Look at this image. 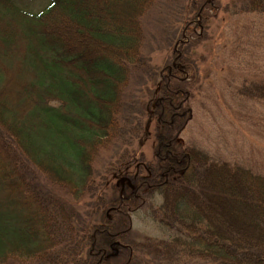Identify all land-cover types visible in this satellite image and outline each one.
<instances>
[{
    "label": "trees",
    "instance_id": "trees-1",
    "mask_svg": "<svg viewBox=\"0 0 264 264\" xmlns=\"http://www.w3.org/2000/svg\"><path fill=\"white\" fill-rule=\"evenodd\" d=\"M156 1L46 0L31 11L0 0V264H264V173L178 142L191 118L183 43L153 100H128L131 73L155 69L141 19ZM205 5L189 3L188 34ZM241 7L264 13V0ZM237 92L264 99V82ZM144 115L155 149L137 162ZM109 147L117 158L96 177ZM122 176L131 186L121 190ZM155 196L148 211L163 239L130 227Z\"/></svg>",
    "mask_w": 264,
    "mask_h": 264
},
{
    "label": "rangeland",
    "instance_id": "rangeland-1",
    "mask_svg": "<svg viewBox=\"0 0 264 264\" xmlns=\"http://www.w3.org/2000/svg\"><path fill=\"white\" fill-rule=\"evenodd\" d=\"M245 1L207 0L209 6L202 9L196 25L194 22L190 24L194 28L190 34L186 23L191 0L154 2L141 20L144 36L142 55L155 69L146 65L135 69L128 81L127 97L133 102L131 95L137 96L145 108V104L154 98L162 76L160 71L171 62L172 50L177 51V46L183 43L186 49L183 58L188 60L190 67L187 70L190 80L186 83L189 89L186 105L191 118L178 133V142L193 145L211 158L224 159L263 174L264 99L242 96L237 89L242 83L252 80L264 82V13L245 12L241 7ZM17 2L25 9L37 11L46 0ZM147 118V115L141 117L143 129L140 138L144 143L134 153L133 158L137 162L150 160L155 149L154 122L146 127L145 133ZM116 156L113 147L102 150L93 163L96 177L105 172L108 162L115 160ZM38 179L47 186L46 180ZM125 186L126 182L117 185L120 189ZM86 199L76 202V208L82 215L88 209L87 202H90L88 195ZM160 200L155 196L129 214L132 230L157 239L169 236L164 227L151 219L148 211L149 204L158 205Z\"/></svg>",
    "mask_w": 264,
    "mask_h": 264
},
{
    "label": "water",
    "instance_id": "water-1",
    "mask_svg": "<svg viewBox=\"0 0 264 264\" xmlns=\"http://www.w3.org/2000/svg\"><path fill=\"white\" fill-rule=\"evenodd\" d=\"M123 180V179H122Z\"/></svg>",
    "mask_w": 264,
    "mask_h": 264
}]
</instances>
